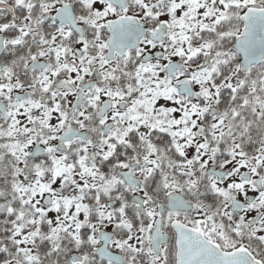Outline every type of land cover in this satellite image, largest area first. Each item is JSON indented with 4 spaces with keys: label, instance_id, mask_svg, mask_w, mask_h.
I'll return each instance as SVG.
<instances>
[{
    "label": "snow or ice",
    "instance_id": "obj_1",
    "mask_svg": "<svg viewBox=\"0 0 264 264\" xmlns=\"http://www.w3.org/2000/svg\"><path fill=\"white\" fill-rule=\"evenodd\" d=\"M0 264H264V0H0Z\"/></svg>",
    "mask_w": 264,
    "mask_h": 264
}]
</instances>
